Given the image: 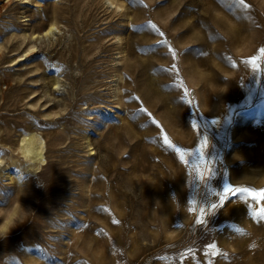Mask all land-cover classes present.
<instances>
[{
    "label": "rangeland",
    "instance_id": "374dc122",
    "mask_svg": "<svg viewBox=\"0 0 264 264\" xmlns=\"http://www.w3.org/2000/svg\"><path fill=\"white\" fill-rule=\"evenodd\" d=\"M115 2L0 0V264H264V0Z\"/></svg>",
    "mask_w": 264,
    "mask_h": 264
},
{
    "label": "bare ground",
    "instance_id": "6f19581e",
    "mask_svg": "<svg viewBox=\"0 0 264 264\" xmlns=\"http://www.w3.org/2000/svg\"><path fill=\"white\" fill-rule=\"evenodd\" d=\"M106 3H107V7H113V8L121 7V5H118L115 2V0H106ZM60 31L61 30L59 29V22L55 19L51 21L48 27L41 32L42 33L41 35L40 33L33 32V34L31 35V39H38L39 37L41 38L47 37L50 40L51 37L55 36ZM36 47H37L36 43H31V45L26 49V51L27 52L35 51ZM52 85L54 86L52 90L59 87V81L57 80V78L52 79ZM55 116L57 117L59 115L54 114V117ZM45 147H46V142L45 139L41 136V134L32 128H28L24 132L20 133L16 145L9 146L10 148L9 152L11 153L8 155V158L9 160H11V163H16L17 166L21 168V171H23V174H26L30 179L34 177V175L41 169L42 166L47 164ZM2 161H3V157H0V162ZM4 164L6 165L7 163L4 162ZM16 172H19V170L17 169ZM8 179L12 180L13 176H11V174H8ZM27 187L28 188L31 187L30 183ZM16 188L19 191L18 200L16 201L18 204H20V201L23 198H26V196L27 198H29L31 193L28 192V195L25 196L24 191L26 188L25 187L22 188L20 184H18ZM22 204L23 203H21L20 205ZM18 206L19 205H17V207ZM14 211L17 212V208H15L13 212Z\"/></svg>",
    "mask_w": 264,
    "mask_h": 264
},
{
    "label": "snow or ice",
    "instance_id": "6c2138e0",
    "mask_svg": "<svg viewBox=\"0 0 264 264\" xmlns=\"http://www.w3.org/2000/svg\"><path fill=\"white\" fill-rule=\"evenodd\" d=\"M173 56H175V52H173ZM175 67V65H174ZM185 95H187V90H185ZM142 112H146L147 110L146 109H141ZM149 115H151L149 113ZM153 124H157L158 122L156 121H152ZM207 141L205 140V143ZM163 143L164 145H166L167 147L169 148H173L175 149V151L177 153H181V159H183V152H182V149L181 148H178L176 147L174 144H172L170 141H165V138L163 137ZM248 192V189L246 188H234L232 186H226L223 193L220 195L219 199H220V203L219 205H222L226 202V200H228L230 197H236V196H239L240 198H243L242 197V194L244 193H247ZM252 196V199L253 200H256L257 197L255 196V194H251ZM261 196L264 197V193H261ZM219 205L217 204H213L211 209H208V212L207 214L209 215L210 212L214 209H216ZM259 215L261 216V218H264V209H261L260 210V213ZM17 217V213L14 211L12 213L9 214L8 216V219L4 221V223L2 225H0V231H3V230H6L7 226L8 225H11L14 221V219ZM197 223H200V224H205L206 223V220H198ZM210 247H214V245L210 246Z\"/></svg>",
    "mask_w": 264,
    "mask_h": 264
},
{
    "label": "clouds",
    "instance_id": "9594fccd",
    "mask_svg": "<svg viewBox=\"0 0 264 264\" xmlns=\"http://www.w3.org/2000/svg\"><path fill=\"white\" fill-rule=\"evenodd\" d=\"M11 227L12 225H8L6 230L0 231V237L5 236Z\"/></svg>",
    "mask_w": 264,
    "mask_h": 264
}]
</instances>
